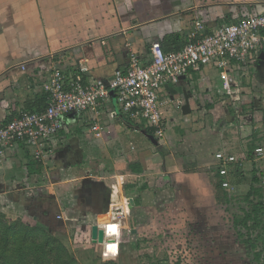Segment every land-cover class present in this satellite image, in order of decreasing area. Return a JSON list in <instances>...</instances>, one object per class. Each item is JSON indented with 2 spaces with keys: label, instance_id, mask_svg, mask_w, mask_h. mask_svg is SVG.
Instances as JSON below:
<instances>
[{
  "label": "crops",
  "instance_id": "obj_1",
  "mask_svg": "<svg viewBox=\"0 0 264 264\" xmlns=\"http://www.w3.org/2000/svg\"><path fill=\"white\" fill-rule=\"evenodd\" d=\"M246 13L264 14V0H0V122L43 110L47 105L43 82L56 68L67 76L87 68L82 73L84 83L109 80L116 69L126 68L133 53L145 57L153 41H161L166 51H175L187 43L197 20H203L210 33L215 26L238 21ZM167 93L181 94L185 105L171 106L163 126L170 127V119L187 120L191 114L194 133L159 138L163 133L157 134L155 127L151 133L152 127L144 120L131 124L123 117H112L111 110L117 108L114 102L69 115L63 120L64 128L45 143L50 147L46 156L36 158L34 149L23 144L8 154L0 167L4 191L0 203L7 202V195L14 199L12 208H6L14 214L45 208L49 217L45 225L78 264H143L145 251H141L137 229H146L151 219L145 216L152 193L146 176L157 170L160 180L171 187L174 201L167 209L177 214L176 220L217 229L224 220L214 213L215 192L224 188L216 173L215 154L223 150L243 159L230 167L233 187L224 190L232 198L243 196L250 205L249 212L235 222L233 218L228 227L238 224L250 229L253 221L254 227L264 229V214L255 204L264 193L252 158L264 141V53L249 66L235 64L228 74L212 66L190 71ZM219 95L224 98L223 107L212 104V98ZM234 107L237 116L232 115ZM199 113H208L203 124ZM220 119L222 126L216 124ZM96 124L103 127L101 136L92 129ZM71 126L85 139H66V143L57 139L69 135ZM203 128L207 131L200 132ZM157 138L155 150L152 141ZM59 142L65 144L56 156ZM106 142L115 151L96 158L95 152L105 150ZM104 163L108 165L102 167ZM134 163L144 171H133ZM206 166L213 168L216 188L199 171ZM47 178L44 188L42 180ZM34 191L45 192L41 204L33 197ZM153 197L158 208L149 209L160 214V201ZM2 204L6 203H1L3 208ZM248 214L247 224H239ZM111 226H117V231Z\"/></svg>",
  "mask_w": 264,
  "mask_h": 264
},
{
  "label": "built area",
  "instance_id": "obj_2",
  "mask_svg": "<svg viewBox=\"0 0 264 264\" xmlns=\"http://www.w3.org/2000/svg\"><path fill=\"white\" fill-rule=\"evenodd\" d=\"M206 29V23L197 20L187 43L175 51H166L160 41H153L145 57L133 53L126 68L116 69L109 80L84 83L82 73L87 68L72 76L54 69L43 82L47 92V105L43 110L27 111L12 119L5 117L0 122V167L20 144L34 149V156L40 158L46 153L45 143L64 128L65 117L98 110L110 102L117 106L110 112L112 117L120 116L130 122L144 120L160 135L165 118L163 106L168 103L162 96L166 94L173 101L168 89L173 90L190 71L212 66L228 74L235 64L249 66L264 53L262 13H246L238 21L215 26L210 33ZM183 102L180 98L177 100L180 106ZM92 129L96 136H101L102 126L96 124ZM215 158L221 186L229 190L233 187L229 180L230 167L243 159L223 150L218 151ZM252 158L259 168V186L264 193V141L254 149ZM255 204L264 214V197Z\"/></svg>",
  "mask_w": 264,
  "mask_h": 264
},
{
  "label": "rangeland",
  "instance_id": "obj_3",
  "mask_svg": "<svg viewBox=\"0 0 264 264\" xmlns=\"http://www.w3.org/2000/svg\"><path fill=\"white\" fill-rule=\"evenodd\" d=\"M196 97H198L200 103H203V100L200 96ZM162 98L163 100H168V103L163 106L164 117L166 118L168 116V113L170 112V107H177V100L179 98L181 99V94L175 96L173 101L171 100V97H167L165 95H163ZM223 100L224 98L219 95L218 97L212 98V104H222L223 107ZM245 105L247 106L249 104ZM245 105L243 106L246 109ZM261 105H264V101L261 103ZM200 106L203 107L202 104ZM231 106H234L233 103L231 104ZM245 109L241 108L242 112H244ZM179 110L180 109H178V111ZM177 114V112L173 113V115L175 116ZM180 115L182 114L180 113ZM190 115L191 114H189L187 120H185V118H183L182 121H175L170 119V127H168L167 125L165 127L163 126L164 132L159 138H165L167 134L171 133H175L178 137H184L185 135L188 136L194 133V119H190ZM199 115L200 123H205V121H207L208 119V113H199ZM232 115L237 116L235 107L233 108ZM220 117H222L221 114ZM209 119H211V117H209ZM221 119L219 121H216V124H221L222 126ZM210 124L212 125V123ZM211 129L213 131H216L214 130L213 126L211 127ZM78 130L79 129L76 128V126H71L69 128V131H71L69 135H64V137L63 135H60L57 139H61L60 141H62V139H65V143L68 142V140L66 139H85V137L81 135ZM202 131L206 132L207 130L203 128L200 132ZM159 140L160 139L157 138L152 141V145H155H153V148H155V150H158V148H156L155 141L159 142ZM65 143H58L59 147L54 149L56 156H58L59 150H62L60 145H63ZM111 145L107 143V148L105 150L101 149L99 150L100 152H95L96 158L98 155L103 158V153L105 152L112 153L113 151H115L114 146ZM47 147L45 148V151L50 149L48 145ZM162 148H164V146H162ZM60 153L61 151L59 152V154ZM44 155L46 156L47 154L44 153ZM104 165L108 164L104 163L102 167H104ZM201 170L205 174H207V177L211 179L215 187L216 182L213 180L214 174L212 173V166L202 167L201 169H199V171L201 172ZM156 171L157 170H153L152 174L146 176V178L150 179L148 181H150L151 183L149 187L151 186L150 189L152 190V193L150 194L151 197L148 200V207L145 210V216L151 219H149L150 221L146 229L142 227L137 229L140 235L139 242L141 243V251H145L142 252L141 260L144 261L143 264H264V229H258L257 227H254L253 221H250V229L249 227L244 228L241 225L239 226L238 224H235V226L232 225L234 226L233 228L228 227V224H232L233 218L235 222V220L241 217V215L244 216L246 215V212H249L250 205L245 198H242L243 196L241 197L235 195L236 197L232 198L224 189H216V209L214 213L218 215L222 220H224L221 221V223H218L219 228L217 227V229L213 228L212 226H205L200 222H194L192 224L191 221H187L186 223V220H183V218L179 221L178 219L176 220L177 214L172 213L171 209H167V207L170 206L168 203L174 201V194L172 193L171 187L166 184V180H160L161 175H159V173ZM42 181L43 187L45 188L46 182L49 180L47 178L46 180ZM2 189L3 188L0 189V196L4 192ZM32 195L40 204L42 203V201H44V198L46 199L47 197L44 191H40L39 193H36L34 191ZM153 196H155L156 200L160 201L159 205H161V208L160 206L159 208L162 212L160 214L157 213V210L149 209V207L154 206V208H158L154 203L155 201L152 200V198H154ZM6 197L8 199L7 202H1L6 204H2L4 205L3 208L2 206L0 207L4 209H0V215H2V217H4L6 221L13 222L16 220H23L30 226L38 225L52 232L51 229L45 225L49 218L47 211L44 210L45 208L42 211L33 209L30 211H26L25 213L23 212L22 214H14L6 209L7 207L12 208V201L14 199H12L8 195ZM165 210L170 212L166 214ZM215 214L214 216H216ZM164 215L172 216H170V219L168 220L165 218L161 219L160 217H164ZM227 220H230V222H227ZM239 220H241V218ZM139 226L142 225L140 224ZM110 228L117 231V226H111ZM224 230L229 231L226 232ZM144 233L148 236H145ZM257 233H259L260 235H258ZM123 234L127 235V232H124ZM252 234L254 235L253 237ZM123 237L125 238V236ZM148 252L150 254H147Z\"/></svg>",
  "mask_w": 264,
  "mask_h": 264
},
{
  "label": "trees",
  "instance_id": "obj_4",
  "mask_svg": "<svg viewBox=\"0 0 264 264\" xmlns=\"http://www.w3.org/2000/svg\"><path fill=\"white\" fill-rule=\"evenodd\" d=\"M161 45L163 46L162 43ZM150 132L154 133L155 128L152 127ZM130 167L137 173L144 171L139 163L131 164ZM258 209L261 211L260 207ZM258 217L257 214L256 218ZM249 218L251 214L238 220V223L246 225ZM257 224L256 222V226ZM0 264H78V262L63 241L52 232L38 225L30 226L23 220L8 222L0 215Z\"/></svg>",
  "mask_w": 264,
  "mask_h": 264
}]
</instances>
